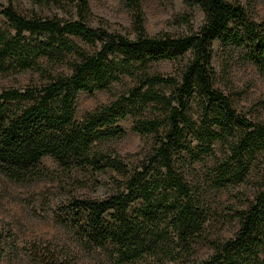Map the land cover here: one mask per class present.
Masks as SVG:
<instances>
[{
  "label": "trees",
  "instance_id": "trees-1",
  "mask_svg": "<svg viewBox=\"0 0 264 264\" xmlns=\"http://www.w3.org/2000/svg\"><path fill=\"white\" fill-rule=\"evenodd\" d=\"M30 1L38 13L22 16L9 0L0 10L5 24L0 74L38 77L37 84L0 90V175L33 183L50 173L42 164L48 158L68 177L108 176L114 194L77 201L72 211L79 248L105 256L96 264H190L199 243L211 251L203 264H264V171L245 209H228L236 232L219 240L207 235L211 210L199 189L178 170L206 157L216 160L214 146H224L225 161L212 174L211 187L225 190L243 182L256 140L264 151V126L236 114L214 88L211 66L217 44L238 51L242 62L264 75V19H252L235 0H180L186 9H199V26L193 28L183 15L172 23L184 33L149 36L140 0H121L133 35L129 39L91 28L88 0ZM65 4L74 19L40 15V6L66 14ZM158 62L178 64L176 75L154 71ZM62 67L65 73L56 71ZM114 85L120 88L114 100L75 118L79 92L91 96ZM126 118L132 133L153 138L136 168L110 149L111 142L124 137L118 123ZM250 128L256 131L251 139L245 137L253 134H245ZM25 252L31 264H84L48 244L30 243Z\"/></svg>",
  "mask_w": 264,
  "mask_h": 264
},
{
  "label": "rangeland",
  "instance_id": "rangeland-1",
  "mask_svg": "<svg viewBox=\"0 0 264 264\" xmlns=\"http://www.w3.org/2000/svg\"><path fill=\"white\" fill-rule=\"evenodd\" d=\"M235 1L252 19H264V0ZM9 2L22 16L29 15L30 11L38 13L36 9L33 10L30 0ZM7 4L8 0H0V10ZM140 5L143 28L149 36L159 33L176 36L184 33V27H177L172 23L175 17L188 15L193 28L198 27L202 20L198 8L186 9L180 0H140ZM69 7V4H65V14L52 6H40V15L47 18L57 16L74 19V12ZM88 8L92 15L88 20L91 28H101L109 33L117 32L133 39L128 13L121 0H88ZM3 23L4 20L0 17V28L5 29ZM73 41L77 42L79 47L86 48L76 39ZM211 66L215 75L214 88L228 98L236 114L253 126H264V75L258 74L250 64L242 62L238 51L229 48L221 50L217 44L213 45ZM178 68L179 65L172 62H158L153 67L159 74L174 76ZM56 71L65 73V68ZM30 82L37 84V75L29 72L16 76L0 74V90L23 88ZM119 92L118 85H114L110 92L97 91L91 96L79 92L75 98V118L79 119L83 113L109 103ZM192 105L191 116L195 119V102ZM118 126L123 130L124 137L111 142L110 149H113L129 168H136L145 159L153 138L132 133L129 118L119 122ZM245 134V137L251 139L256 135V131L250 128ZM239 140L240 138H237L235 142ZM256 144L258 148L252 155L243 182L225 190L211 187L212 174L216 173L225 161L223 154L227 152L224 146L223 149L219 145L214 146L216 160L206 157L190 169L178 167L185 181L199 189L203 203L211 210L210 219L205 226L210 239L225 240L232 237L237 225L235 220L229 217L231 212L228 209H245L253 193L260 188V178L264 171V151L259 141L256 140ZM42 164L50 173L30 184L14 183L0 175V264H31L25 252L30 243L48 244L58 250H68L76 257L78 263L96 264L104 260L105 256L99 251L90 253L79 248L77 232L71 228L75 217L72 211L77 201H97L114 194V183L108 176L77 174L68 177L48 158H43ZM210 254L211 251L199 243L190 264H203L208 261Z\"/></svg>",
  "mask_w": 264,
  "mask_h": 264
}]
</instances>
